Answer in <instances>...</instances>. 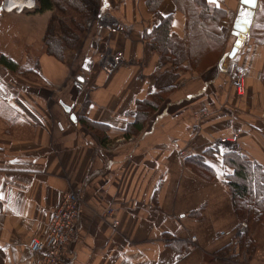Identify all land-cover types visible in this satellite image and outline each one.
Masks as SVG:
<instances>
[{"label":"crops","instance_id":"0c3cea01","mask_svg":"<svg viewBox=\"0 0 264 264\" xmlns=\"http://www.w3.org/2000/svg\"><path fill=\"white\" fill-rule=\"evenodd\" d=\"M207 2L226 11L229 35L222 59L201 73L186 69L187 62L179 69L162 62L157 45L145 39L160 19L144 0H102L62 62L43 44L51 13L39 14L40 26L35 15L0 21V55L20 68L0 65V264H36L29 240L47 238L63 195L80 190L86 177L65 264H218L215 256L231 244L239 219L216 140L238 134L239 153L264 168V44L248 36L238 52L246 70L239 97L228 55L244 7L241 0ZM160 14L173 16L172 45L183 53L192 16L170 0ZM105 15L126 32L111 35L99 20ZM108 47L124 57L111 76L98 65ZM168 73L178 76L172 92L136 130L138 101L157 92L158 75ZM83 121L98 125L97 132ZM193 156L204 157L205 177L187 165ZM240 258L220 264H242Z\"/></svg>","mask_w":264,"mask_h":264},{"label":"trees","instance_id":"16d2710c","mask_svg":"<svg viewBox=\"0 0 264 264\" xmlns=\"http://www.w3.org/2000/svg\"><path fill=\"white\" fill-rule=\"evenodd\" d=\"M36 1L34 13H51L43 37L46 53L62 62L66 54L74 51L84 38L88 29L87 22L99 15L102 0ZM144 1L150 12L160 19V24L151 33H146L145 39L157 45L162 62H167L177 69L187 62L186 69L201 73L222 59L229 35V29L222 25L227 18L225 10L208 3L207 0H170L177 10L186 12L193 18L189 23L193 29L189 31L190 40L186 50L178 53L174 50L170 37L173 16L163 17L160 14V8L166 0ZM249 38L264 44V0H259V9ZM0 65L12 71L20 69L17 62L5 55H0ZM177 79L175 73L158 75L161 88L137 103V119L133 124L136 130L142 128L149 114L172 92ZM83 122L86 127L97 132L98 125ZM186 159L187 165L193 168L196 174L205 177L203 156ZM223 163L229 169L225 181L231 190L236 213L240 218L249 220L254 217L256 221H260L264 216V168L248 156L236 152L223 155ZM227 248L229 249L227 246L217 255L225 256Z\"/></svg>","mask_w":264,"mask_h":264},{"label":"built area","instance_id":"2783aa9c","mask_svg":"<svg viewBox=\"0 0 264 264\" xmlns=\"http://www.w3.org/2000/svg\"><path fill=\"white\" fill-rule=\"evenodd\" d=\"M16 1V0H13ZM28 3L24 5L14 4L11 0H6L4 3V10L8 13L17 11L21 13L25 8H36V0H27ZM96 19V18H95ZM100 22L109 31L111 35L120 33L124 34L126 29L123 25L117 23L109 15L101 17ZM94 19L87 22L88 29L93 25ZM124 62L122 52H116L113 48L108 47L100 54L98 65L106 75H113ZM229 79L230 83L235 89L237 96L243 97L246 94V70L237 61L230 63ZM197 131V127L195 128ZM218 152L223 156L227 153H239L242 146L239 141V135L233 134L229 137H221L216 140ZM180 157H185L186 152L181 151ZM89 177L85 178L82 184L86 186ZM80 190H71L63 195L60 206L54 211L51 221L49 223V230L46 239L32 237L29 240L28 248L38 257L36 264H65L66 247L71 241L73 234L76 231L77 220L81 208L83 197V188ZM114 227L118 226V222H114ZM247 232V225L242 224L238 233L242 237ZM195 241L196 239L193 238Z\"/></svg>","mask_w":264,"mask_h":264},{"label":"rangeland","instance_id":"374dc122","mask_svg":"<svg viewBox=\"0 0 264 264\" xmlns=\"http://www.w3.org/2000/svg\"><path fill=\"white\" fill-rule=\"evenodd\" d=\"M6 0H3V2L5 3ZM1 2V1H0ZM3 3V4H4ZM15 4V3H14ZM36 6H37V1H36ZM36 8H32V9H28L25 8L21 13L22 15H18L16 13H18L17 11H13L9 14L5 13L6 11L4 10V5H3V11L4 12H0V21L6 19L7 15H9L10 18H18V17H30L31 15H35V24L37 26H40L41 23L44 24L45 18L43 16H39V14L34 13ZM33 12V14H29V12ZM20 14V13H19ZM8 17V18H9ZM92 19H90L89 21H91ZM42 24V25H43ZM6 40V39H5ZM3 40V42L5 41ZM85 181V180H84ZM87 186V185H86ZM85 186H83L82 188L84 189ZM232 197V196H231ZM83 199V197H82ZM233 200V198H232ZM233 208H234V212L236 213V209L234 207V201H233ZM239 221H238V225L236 226L235 230L233 231V235L234 238H231V244L228 246L229 249L227 248L226 252L227 254H225V256H223L224 254H216L215 256V260L217 261L218 264H220L223 261H234L235 259H237L238 257L240 258V262L242 264H249L250 260H252V258H256L257 255H260L262 257V262H264V216L260 221H256L254 217H252L251 219H244V218H240L238 216V214L236 213ZM242 224H246L247 225V232L245 235H243L242 237L239 236V229L241 228ZM223 234H221V236H223Z\"/></svg>","mask_w":264,"mask_h":264},{"label":"water","instance_id":"95a60500","mask_svg":"<svg viewBox=\"0 0 264 264\" xmlns=\"http://www.w3.org/2000/svg\"><path fill=\"white\" fill-rule=\"evenodd\" d=\"M241 4L244 8L233 25V32L237 36V40L232 51L228 55V62L236 58L244 41L249 36L255 14L259 7V0H241Z\"/></svg>","mask_w":264,"mask_h":264},{"label":"bare ground","instance_id":"6f19581e","mask_svg":"<svg viewBox=\"0 0 264 264\" xmlns=\"http://www.w3.org/2000/svg\"><path fill=\"white\" fill-rule=\"evenodd\" d=\"M13 3L15 4H20V5H24V4H27L28 1L27 0H16V1H13L11 0Z\"/></svg>","mask_w":264,"mask_h":264}]
</instances>
